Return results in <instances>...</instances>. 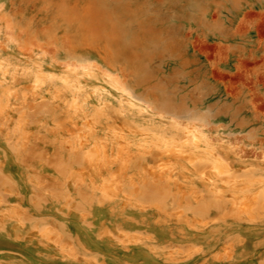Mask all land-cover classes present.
<instances>
[{"label": "rangeland", "instance_id": "374dc122", "mask_svg": "<svg viewBox=\"0 0 264 264\" xmlns=\"http://www.w3.org/2000/svg\"><path fill=\"white\" fill-rule=\"evenodd\" d=\"M263 188L264 0H0V264H264Z\"/></svg>", "mask_w": 264, "mask_h": 264}, {"label": "bare ground", "instance_id": "6f19581e", "mask_svg": "<svg viewBox=\"0 0 264 264\" xmlns=\"http://www.w3.org/2000/svg\"><path fill=\"white\" fill-rule=\"evenodd\" d=\"M88 72H89L88 75L94 74L91 72V70H89ZM111 83L114 85V87L120 86L119 82L115 79L112 80ZM122 88L123 87L120 86V88H119L120 91H123ZM125 94H127V96H129L128 91ZM126 100L130 104H134V102H132L131 100H129L127 98H126ZM171 124L173 126L176 125V127L180 128V129H184L185 131H187V134H186L187 138L183 140V142H182L183 145L182 146L176 145L173 147L171 144L175 143L176 142L175 140H172L170 142V141H167L166 139H164L160 136H157V137H155L154 140H152L153 142L150 144V152L151 153H153L154 151H160L162 153L171 155L173 157V159L176 161L181 160L184 157L185 159L188 160L191 167L195 168V167H197V164L193 160V152H195L197 150L198 144H199L198 142L202 141L205 143V149H204V151L201 152V156H200L201 161H210L214 167H216L218 169L223 168L218 157L216 155H214V152H212L213 146L208 143V138L204 134H202V132L199 130V128H197L193 124L187 125V126H184V128H181L180 126H178L179 124L176 121H172ZM169 143H171V144H169ZM78 151H80V149H78ZM78 151H76V152L78 153ZM76 152H75V154H76ZM263 190H264V188H263Z\"/></svg>", "mask_w": 264, "mask_h": 264}]
</instances>
